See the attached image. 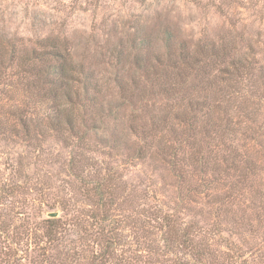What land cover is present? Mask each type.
Here are the masks:
<instances>
[{"label":"rangeland","instance_id":"374dc122","mask_svg":"<svg viewBox=\"0 0 264 264\" xmlns=\"http://www.w3.org/2000/svg\"><path fill=\"white\" fill-rule=\"evenodd\" d=\"M0 264H264V0H0Z\"/></svg>","mask_w":264,"mask_h":264},{"label":"trees","instance_id":"16d2710c","mask_svg":"<svg viewBox=\"0 0 264 264\" xmlns=\"http://www.w3.org/2000/svg\"><path fill=\"white\" fill-rule=\"evenodd\" d=\"M58 70H59V74H61V77L63 78V77H66V74L67 75H69L70 73H66L65 71H64V68H62V67H59V65H57V67H56ZM33 70V69H32ZM66 73V74H65ZM84 90H86V87L84 88ZM67 96H70V95H68V93H67ZM74 105L73 104H71V108L70 109H73L74 107H73ZM55 111H57V112H55V114H56V117H55V119L54 120H52V122H50V125L52 126V128L55 130V131H57L60 127H61V122H60V112H61V110H59V109H55ZM65 122V124H66V126H67V130L73 135V136H75V137H77V139H78V141H80V143L81 142H83L84 141V139H85V134H77V132H76V129H77V127H76V125H75V121H74V119L71 117V116H69L68 118H66V120L64 121ZM179 149V148H178ZM76 179H78L77 177H76ZM95 188H96V190H95V193H96V197H97V199H98V201L102 204V205H105V202H104V200L106 199L105 198V196H104V194H105V192H103V186H101V185H99V184H97L96 186H95ZM39 215V214H38ZM40 218V217H39ZM41 225L43 226V232H44V234H45V237L47 238V241L49 242V243H53V242H55L56 240H57V237H56V234H55V231L58 229V223H59V220H55V219H42L41 220ZM198 255H200V254H198Z\"/></svg>","mask_w":264,"mask_h":264},{"label":"water","instance_id":"95a60500","mask_svg":"<svg viewBox=\"0 0 264 264\" xmlns=\"http://www.w3.org/2000/svg\"><path fill=\"white\" fill-rule=\"evenodd\" d=\"M48 216L51 217V218H54L56 216V214L55 213H50V214H48Z\"/></svg>","mask_w":264,"mask_h":264}]
</instances>
